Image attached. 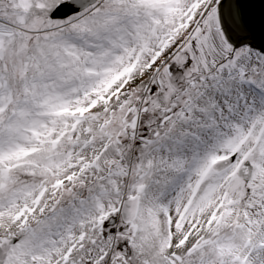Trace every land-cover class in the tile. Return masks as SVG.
I'll return each mask as SVG.
<instances>
[{
	"label": "snow or ice",
	"instance_id": "6c2138e0",
	"mask_svg": "<svg viewBox=\"0 0 264 264\" xmlns=\"http://www.w3.org/2000/svg\"><path fill=\"white\" fill-rule=\"evenodd\" d=\"M0 264H264V0H0Z\"/></svg>",
	"mask_w": 264,
	"mask_h": 264
}]
</instances>
